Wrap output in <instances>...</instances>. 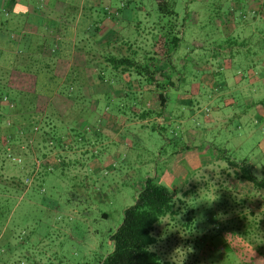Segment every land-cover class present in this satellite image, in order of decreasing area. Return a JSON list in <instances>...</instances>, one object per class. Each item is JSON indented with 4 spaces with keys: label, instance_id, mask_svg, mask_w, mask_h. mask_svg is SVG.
<instances>
[{
    "label": "rangeland",
    "instance_id": "rangeland-1",
    "mask_svg": "<svg viewBox=\"0 0 264 264\" xmlns=\"http://www.w3.org/2000/svg\"><path fill=\"white\" fill-rule=\"evenodd\" d=\"M79 1L49 0L47 5L73 7ZM167 2L175 16L161 14L155 0H143L147 12H138L131 26L124 20L119 36L150 51L167 32L155 23H178L181 41L172 62L181 81L179 90L169 91L163 117L143 118L159 106L149 92L143 95L146 85L133 76H126V85L142 94L108 98V89L119 83L104 66L108 72L101 85L90 83L84 98L74 102V110L83 108L61 119L82 127V138L92 136L90 150L85 149L89 145L77 147L73 138L61 151V164L53 170L43 165L36 172L33 160H27L33 153L28 142H0L5 149L0 150V203L8 211L7 224L0 227V254L8 243L7 264H100L112 251L110 237L122 224L124 211L134 205L146 179L154 177L179 191L177 215L164 218L154 230L157 243L151 251L163 262L173 264L179 249L176 264L183 256V264H264L239 235L256 221L257 240L263 243L264 191L239 181L238 169L227 161L245 160L258 177L264 176V51L257 43L264 34V0ZM243 39V49L235 51L233 40ZM247 47L256 53L250 59ZM100 62L98 55L95 64ZM93 69L100 73L97 66ZM179 91L190 101L173 102L172 94ZM8 103L7 95L0 98V115L11 110ZM7 149L22 163L8 160ZM42 150H36L39 160Z\"/></svg>",
    "mask_w": 264,
    "mask_h": 264
},
{
    "label": "crops",
    "instance_id": "crops-1",
    "mask_svg": "<svg viewBox=\"0 0 264 264\" xmlns=\"http://www.w3.org/2000/svg\"><path fill=\"white\" fill-rule=\"evenodd\" d=\"M48 1L0 0V34H2L0 84L7 85L13 98L22 100L19 108L25 114L41 113L46 118L52 116L53 120L49 122L50 126L46 128V131L61 132L63 137H67L70 131L76 129L79 137L74 138L73 143L80 148L89 145L85 149L90 150V146L95 141L91 142L92 136L87 134L82 138L79 135L82 127L64 123L61 119L64 115L70 112L75 113L76 110L79 112L83 108L81 106L74 110L76 103L71 99L84 98V93L88 90L90 83L96 82L101 85L102 80L93 69L98 65L95 64V54L98 56L97 50L104 47L110 50L113 47L124 45L128 40L124 41L119 38L123 31L124 20L129 22L128 26H131L138 12L146 13L147 11L141 7L143 0H134L136 6L133 7L134 9L132 5L129 9L119 12L117 10L124 0H80L79 5L73 7H65L61 2H57V5L52 7L47 5ZM139 16L137 15V18ZM95 22L98 23L97 28L99 29L96 37ZM45 76H56L60 82L59 87L47 102L42 101L46 97L40 95V88L36 87V84L40 83ZM125 78L123 76L122 80L126 84ZM112 80L116 81V79ZM238 82L241 84L243 81L239 79ZM143 92L145 93L143 95H146L148 91L146 89ZM108 93V98L118 100L129 95L136 98L142 94L135 90L122 89L120 84L110 87ZM149 95L154 97L151 93ZM172 96L173 102L180 99L179 102L185 103L187 102L185 100H189L185 92L179 91L175 95L173 93ZM97 103L94 102L95 105ZM234 103L232 101L226 104ZM133 104L135 105V101ZM10 113L6 108L0 115V127L3 126V130L0 129L2 136L6 134L7 116ZM32 136H37V143L40 141L39 135ZM11 143L9 145H12ZM67 146L64 145L63 149L53 151L42 148L41 160L45 164L43 165L51 170L56 168L61 164V151ZM1 148L4 149L0 146V150ZM37 149L41 147L30 145L28 151L33 153L28 155L27 160L32 161L34 156L38 157ZM43 176L44 174L41 173L36 180L42 182Z\"/></svg>",
    "mask_w": 264,
    "mask_h": 264
},
{
    "label": "trees",
    "instance_id": "trees-1",
    "mask_svg": "<svg viewBox=\"0 0 264 264\" xmlns=\"http://www.w3.org/2000/svg\"><path fill=\"white\" fill-rule=\"evenodd\" d=\"M155 2L161 14L176 15L167 0H155ZM133 3L135 5L134 0H124L117 11L129 9ZM97 26L98 23L95 22V37L99 31ZM155 26L156 29L159 28L167 32L154 42L155 46L150 51L137 48L135 41L134 43L127 41L121 47H113L110 50L104 47L99 48L96 52L103 61L97 63V67L100 68V73L98 74L100 80L108 72V68H105L106 70L103 69L104 66L109 67L111 75L116 79L115 83L118 82L122 89L125 88L129 91H133V89L128 88L122 80L123 76H133L137 83L143 82L144 85H146L145 88L147 91L154 95L158 102V111L145 112L143 118L155 114L163 117L166 106L170 100L169 91L179 90V88H177V83L181 81V75H176V67L172 62L173 53L177 51L181 41L178 23H168L161 26L159 22H156ZM260 37H263V39L261 41L259 40L257 43L260 47L259 51L262 53L264 51V34ZM245 41L246 39L241 41L233 40L232 45L234 50L243 49L241 47L244 46ZM252 51V48H246V59H250L256 54ZM59 85L60 82L56 76L43 77L40 83L36 84V87L40 88V95L46 97L43 98L42 101H49V97L54 94ZM64 86H66V84H64ZM0 87L2 93L0 98L7 95L8 98H11L12 104L14 105L10 110L11 113L7 116V131L3 139L0 134L3 146L9 145L11 142V144H13L15 141L14 139L19 140V142L23 139V142L26 141L29 143V141H32V145H39V147L44 149L48 148L53 151L54 149H63L64 145L67 146L65 143L69 144L70 140L79 137L75 131L76 129L70 131L71 133L67 135V137H63L62 134H56V132L46 131V128L50 126L49 122L53 120L52 116L46 118L41 113L25 114L19 108V106L21 107L22 100L13 98L10 93L11 90L7 85L0 84ZM71 100L74 102L78 101L77 98ZM35 134L40 137L38 143L36 142L37 136H32ZM7 135H9V140L5 139ZM71 135L72 138L70 139L69 137ZM6 142H8V144ZM50 142L53 143L52 148L49 146ZM227 161L230 167L238 169L236 176L239 181L256 191H264V176L260 178L254 173V165L252 166L245 160L239 163L228 159ZM60 163H62V161H60ZM178 195V189H168L164 187L159 183L158 177L146 179L143 189L135 197L134 205L124 211L122 224L110 237L112 251L101 260L100 264H169L168 262H163L162 258L157 253L151 251V248L148 246H154L157 243V239L154 235L155 227L164 218L177 215L175 201ZM7 216L8 211L6 207L4 204L0 203V227H4L7 224ZM259 232V224L253 221L247 224V226L239 232V235L253 247L261 258L264 259V250L262 249L264 239L261 241L263 243L260 244L258 242L257 237ZM2 247L5 250H2L3 252L0 254V259L2 263L7 264L11 258L10 246L8 243H5Z\"/></svg>",
    "mask_w": 264,
    "mask_h": 264
},
{
    "label": "built area",
    "instance_id": "built-area-1",
    "mask_svg": "<svg viewBox=\"0 0 264 264\" xmlns=\"http://www.w3.org/2000/svg\"><path fill=\"white\" fill-rule=\"evenodd\" d=\"M3 101L4 102H7L8 101V99H7V97H5L4 99H3ZM8 106H9V108H13V104L12 103H8L7 104ZM0 142H1V139H0ZM7 144H8V142H6ZM29 144L30 145H32V141H29ZM49 146H50V148H52L53 147V143L52 142H50L49 143ZM7 151H8V155H7V159L8 160H10V161H12V162H16L17 164H21L22 163V160L20 159V158H17V157H15L14 155H12L11 153H10V149H7ZM43 164H44V161L43 160H39L37 157H33V166L35 167V171L37 172V171H39V169H41V167L43 166ZM32 182V180H27L26 181V183H31Z\"/></svg>",
    "mask_w": 264,
    "mask_h": 264
},
{
    "label": "clouds",
    "instance_id": "clouds-1",
    "mask_svg": "<svg viewBox=\"0 0 264 264\" xmlns=\"http://www.w3.org/2000/svg\"><path fill=\"white\" fill-rule=\"evenodd\" d=\"M214 200V199H213ZM212 201V200H211ZM149 248H153V246H151V245H149L148 246ZM154 250V249H153ZM179 250V249H178ZM178 250H176V255H175V257H174V260H173V264H176V260L177 259H180V257H179V253H178ZM185 257L183 256V258H182V261H181V264H183V259H184Z\"/></svg>",
    "mask_w": 264,
    "mask_h": 264
}]
</instances>
